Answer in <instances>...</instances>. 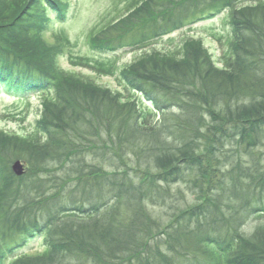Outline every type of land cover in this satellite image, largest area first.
Returning a JSON list of instances; mask_svg holds the SVG:
<instances>
[{"label":"trees","instance_id":"16d2710c","mask_svg":"<svg viewBox=\"0 0 264 264\" xmlns=\"http://www.w3.org/2000/svg\"><path fill=\"white\" fill-rule=\"evenodd\" d=\"M241 2L140 0L99 25L88 44L108 51L128 33L139 44L209 6L228 9L223 68L185 40L120 70L149 111L58 68L43 34L49 13L64 18L60 0H0V87L53 92L34 133H0V264H264V223L243 231L264 213V0ZM35 234L41 256L9 258Z\"/></svg>","mask_w":264,"mask_h":264},{"label":"rangeland","instance_id":"374dc122","mask_svg":"<svg viewBox=\"0 0 264 264\" xmlns=\"http://www.w3.org/2000/svg\"><path fill=\"white\" fill-rule=\"evenodd\" d=\"M241 3L250 4L247 0ZM64 4V18L59 19L49 13V24L43 40L48 45L56 46L58 54L56 63L59 69L68 73L78 74L90 79L101 88L120 93L123 97L135 99L142 110H152L153 107L138 94L132 93L120 77V70L140 58L144 54L153 52L175 54L183 41L199 42L210 55L217 68L224 67V56H227L231 29L228 24V9H220V5L209 6L202 13L186 21L182 28L160 38H153L143 33L139 28V35L143 33L142 42L138 40L132 44L129 39H123L121 46L115 50H93L88 40L94 36L99 25L112 24L126 15L138 0H60ZM106 20V21H105ZM105 21V22H103ZM148 31L147 27L144 28ZM145 39V40H144ZM148 39V40H147ZM99 61L109 63L113 67L111 73L95 71L91 65ZM104 71V70H103ZM53 92L43 94H21L0 87V133L27 137L36 131V123L41 114V103L44 97H51ZM151 118L157 114L151 112ZM183 199L192 201L190 193L182 188ZM177 203L179 199H177ZM158 215L164 216V209H156ZM264 223V213L257 212L243 226L244 232L251 233L253 229ZM20 239L15 242L19 243ZM45 248L42 237L38 234L33 238L17 245L9 258L20 256H41Z\"/></svg>","mask_w":264,"mask_h":264},{"label":"water","instance_id":"95a60500","mask_svg":"<svg viewBox=\"0 0 264 264\" xmlns=\"http://www.w3.org/2000/svg\"><path fill=\"white\" fill-rule=\"evenodd\" d=\"M13 173L16 175V176H21L23 174V168H22V165L16 161L12 167H11Z\"/></svg>","mask_w":264,"mask_h":264}]
</instances>
